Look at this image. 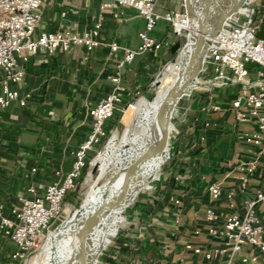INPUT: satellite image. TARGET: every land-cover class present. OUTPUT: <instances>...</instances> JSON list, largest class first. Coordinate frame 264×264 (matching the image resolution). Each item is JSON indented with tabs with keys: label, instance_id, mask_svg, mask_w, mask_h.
<instances>
[{
	"label": "crops",
	"instance_id": "0c3cea01",
	"mask_svg": "<svg viewBox=\"0 0 264 264\" xmlns=\"http://www.w3.org/2000/svg\"><path fill=\"white\" fill-rule=\"evenodd\" d=\"M178 3L161 0L157 11L178 12ZM100 5V0H46L38 33L57 32L62 25L87 32L98 20ZM63 13L67 15L64 17ZM144 28V18L134 10H128L118 20L107 12L100 36L102 45L89 56L84 47L54 55L42 50L25 65L24 82L16 88L21 95L31 94V98L26 106L13 103L0 120V201L8 199L5 201L8 215L19 205L18 197L27 195L32 183L43 194L48 185L60 181L57 172L65 176L71 171L73 152L92 131L91 110L111 92V77L122 58L121 53L110 56L109 43L135 49L140 43L138 34ZM170 36V25L165 22L159 23L153 33L159 41ZM167 54L168 49L146 53L125 70V102L154 80ZM202 89L205 88L181 108L176 118L170 138L174 162L170 154L164 170L147 190L150 193L160 188L159 191L153 197L147 192L137 196L127 216L131 228L104 256L121 257L125 264H202L201 257L185 251V245L189 241L210 245L211 241L205 235L195 239L192 231L205 228L206 208L213 207L223 215L230 212L225 195L239 184L233 175L235 167L256 158L259 152L264 159V150L251 148L239 138L246 127L236 122L232 110L237 89L211 87L205 92ZM210 104L220 106L222 111H203ZM34 168L37 171L32 175ZM171 174L172 181L168 183ZM216 182L223 185L224 197L210 202L207 187ZM262 183L259 171L251 186ZM244 199L239 193L240 213ZM146 248L149 253L144 262L142 254ZM15 250V244L0 233V264H20L12 258Z\"/></svg>",
	"mask_w": 264,
	"mask_h": 264
},
{
	"label": "built area",
	"instance_id": "2783aa9c",
	"mask_svg": "<svg viewBox=\"0 0 264 264\" xmlns=\"http://www.w3.org/2000/svg\"><path fill=\"white\" fill-rule=\"evenodd\" d=\"M100 1V14L91 30L80 33L62 25L57 32L38 33L46 0H0V120L13 103L27 105L31 94L21 95L16 86L23 84L25 65L40 51L54 55L84 47L89 56L102 45L100 36L107 12L118 20L128 10H134L145 20V28L138 34L140 43L137 48H126L116 42L108 45L110 56L121 53L122 58L111 77V92L91 110L94 119L92 131L88 139L73 152L71 171L65 176L57 172L60 181L48 185L43 194H39L32 183L27 195L18 197L19 205L9 215L6 205L0 203V233L16 246L13 260L23 264L39 245L45 232L63 213L66 196L75 190L77 181L86 169L88 153L99 146L106 136L107 121L116 111L122 110L125 104V70L139 56L170 48L169 41H159L153 37L159 23L169 24L178 36L183 32V24L188 27L186 15L157 11V4L161 0ZM66 15L63 13L64 17ZM259 29L254 11L238 12L212 39L205 58V73L210 71L213 75L207 80L212 88L237 89L232 110L236 122L246 127L239 138L251 148L264 150V39L258 37ZM203 111L219 113L222 109L210 104ZM36 171L34 168L32 175ZM259 171L264 180L262 152L235 167L233 175L239 184L225 195L230 212L223 215L213 207L206 208L205 228H195L192 235L195 239L207 236L210 245L194 241L185 245V251L201 257L202 264H264V183L251 186L253 176ZM239 193L245 197L243 213L238 210ZM207 194L210 202L220 201L224 197V187L218 182L211 183L207 187ZM176 203L180 204V201Z\"/></svg>",
	"mask_w": 264,
	"mask_h": 264
},
{
	"label": "bare ground",
	"instance_id": "6f19581e",
	"mask_svg": "<svg viewBox=\"0 0 264 264\" xmlns=\"http://www.w3.org/2000/svg\"><path fill=\"white\" fill-rule=\"evenodd\" d=\"M248 1L239 12H245ZM225 2L226 0H207L198 7L196 10L195 30L200 31L215 20L217 14L224 8ZM182 28V34L187 39V43L182 45V49L175 61L169 63L162 75L155 81L157 83L155 95L152 99L142 98L129 108L125 116L122 133L120 135L115 134L107 145V154L109 155L113 151L114 143L119 137V147L112 160L115 168L114 176L106 182L98 200L96 202L91 200V204L95 202L92 206L84 205V208L80 207L79 212H82V209L87 212L85 217L67 218L62 225L48 236L39 254V259L32 264H80L83 259L89 258L93 254L90 245L83 255H80L82 244L92 240V238L96 240L93 251L102 250L109 238L113 236V231L107 230L108 226L112 225L113 227L117 219L123 215L124 211L132 204L141 191L150 185V183H146L149 178L152 179L151 181L157 178L156 172H150L151 168L155 167L157 170L159 166L164 165L168 161L170 146L159 158L158 164L154 165L155 158L143 165L142 181L139 182L141 185L139 186L136 183L143 154L151 145H160L165 138V129L158 122V112L162 102L174 88H184V93L178 96H181V99L185 98L192 86L194 44L189 37L187 24H183ZM137 186L138 189H136ZM133 192L135 195L132 200H123V198L130 197ZM102 206L104 211L100 212L92 222L82 228V221L94 214ZM39 246L40 241L34 251ZM31 255L27 258L25 264H27ZM98 258L92 259L88 264H98ZM42 260H44V263H42Z\"/></svg>",
	"mask_w": 264,
	"mask_h": 264
},
{
	"label": "rangeland",
	"instance_id": "374dc122",
	"mask_svg": "<svg viewBox=\"0 0 264 264\" xmlns=\"http://www.w3.org/2000/svg\"><path fill=\"white\" fill-rule=\"evenodd\" d=\"M178 2L179 3H178L177 11H178V13L185 16L186 15V9H185L184 0H178ZM246 8L247 9H245V12L254 11V14L259 12L264 16V0H249ZM263 19H264V17H263ZM175 39L177 41L181 42L182 45H185L187 43V39L183 36V34H179V37H177ZM177 56H176V58H177ZM176 58L171 60L169 57V53L167 54V60H166L165 64L162 66V68L159 71V73L157 74V76L154 78V81L150 85L149 91L146 94V93H143L139 90L138 91L139 94L138 93L135 94L134 100L124 109L125 112L123 114L124 117H122L123 122L121 119V126L117 130H115L113 132V134L109 137L107 144L104 147V149L99 153L96 152V150L98 149L97 147L94 148L93 151H91V154H90L91 162L93 160L94 161H93L92 167H91V162H90V168H89L88 175L85 177V179L81 183L76 184L75 190L71 191L68 194L67 199L64 202L63 213L53 223L52 227L45 232L44 236L40 240L39 248L33 252V254L29 258V261L27 262V264H32L33 262H35L39 259V257H40L39 254H40L44 244L46 243L48 236L52 232H54L60 225H62L63 222H65L67 218H70V217H76V218L82 217L83 218V217H85L87 212H85L83 209H82V212H79L80 207L82 206V208H84V205L90 207L98 200V198L101 195L102 188L105 186L106 182H108L114 176V172H115V168L112 164V160H113V157L115 156V154L118 150V147H119V139H118L119 137L117 138L116 142L114 143L113 151L111 152V154L108 155L107 154V145H108L110 139L115 134L120 135L122 133V131L124 129V124H125L124 123L125 116L129 110V108L134 103H136L138 100H140L142 98H147V99L153 98V96L155 95V89L157 87V83H155V81L162 75L166 66L169 63L175 61ZM203 81H205L204 86H203V88H205V89H202V92L210 90L211 85L207 83V79H205V76H204ZM172 146H173V142L170 144V154H171V160H172V164H173L174 155H173V147ZM157 162H159V158H156L154 165H156ZM166 165H167V162L164 165L159 166L157 170L155 169V167H152L150 172L151 173L156 172L157 175H159L164 170ZM170 181H172V174L168 178L167 182L169 183ZM154 183H155L154 180L151 181L150 185H148L144 189L150 190ZM159 189L156 188L153 191H151L150 193H148V191H146V192L148 193V195H150V197H153L159 191ZM91 200H94L95 202L93 204H91ZM130 206L124 211L123 215L117 219V221L113 227H112V225L108 226L107 230L110 232L113 231V236H112V238H109L108 242L106 243V245L102 249H104L108 246L107 249L109 251L110 250L109 244H111V242L114 241L113 238L115 236L121 234L122 231H124L128 227L129 223L127 224V216H128L129 211H130V208H131ZM95 245H96V240L92 238V244H91L90 248L92 249L93 253L96 252V251H93ZM124 248L125 247L123 246V248H122L123 251H124ZM148 253H149V249L146 248L142 254V258H143L144 262H146V260H147ZM101 262H102V264H125L124 259H121V257L113 258L111 256V254H107L105 256L103 254H101L100 257L98 258V264H101ZM42 263H44V260H42Z\"/></svg>",
	"mask_w": 264,
	"mask_h": 264
},
{
	"label": "water",
	"instance_id": "95a60500",
	"mask_svg": "<svg viewBox=\"0 0 264 264\" xmlns=\"http://www.w3.org/2000/svg\"><path fill=\"white\" fill-rule=\"evenodd\" d=\"M206 1L207 0H184L186 16L188 19V33L190 39L193 41L194 44V67L192 71V86L185 98L181 99V96H178L184 93V88H174L162 102L158 112V122L161 126L163 125L165 129V138L160 143V145H151L143 154L141 158L139 177L136 182L139 186L141 185V183L139 182L142 181L141 173L143 165L149 160L160 158L167 151L168 147L170 146V137L176 128V118L181 108L185 105H188L189 102L203 87V79L206 70L205 58L211 45L210 40L218 36L223 27L226 25V23H228V21L232 19L247 2V0H226V2L224 3V8L217 14V18L213 20L210 24L206 25L204 29L197 31L195 30L196 10ZM181 49L182 44L181 42H178L172 47L171 53H179ZM93 161L91 162V167L93 165ZM151 180L152 179L149 178L146 183H151ZM136 189H138V186L136 187ZM146 191L147 189H143L141 191L140 196H144L146 194ZM134 195L135 194L133 192L130 197L123 198V200L130 201L134 198ZM102 211H104L103 206L99 208V210H97L94 214L90 215L88 218L82 221V228L92 222ZM130 228L131 222H129L128 227L121 234L113 238L114 241L109 244V248L111 249L114 243L117 242L122 237V235L126 234ZM91 244L92 240L84 242L80 249V255H83V253ZM107 248L108 246L98 252L93 253L89 258L83 259L80 264H88L92 259L100 257L101 254L104 255L108 251Z\"/></svg>",
	"mask_w": 264,
	"mask_h": 264
},
{
	"label": "trees",
	"instance_id": "16d2710c",
	"mask_svg": "<svg viewBox=\"0 0 264 264\" xmlns=\"http://www.w3.org/2000/svg\"><path fill=\"white\" fill-rule=\"evenodd\" d=\"M263 17H264V16H263L261 13H259V12L256 13V14H254V19H255L256 23H257L258 25H260V29H259V31H258V37L261 38V39H262V37H263V35H264V19H263ZM262 19H263V21H262ZM170 32H171V36H170L169 38L163 39V41L165 40V41H169V42H170L171 46H170V48L168 49V53H169V57H170V59L173 60L174 58H176V56L178 55V53L172 54V53H171V49H172V47H173L176 43L179 42V41H177V40L175 39V38H177V37H179V36L173 33V30H172L171 26H170ZM212 77H213V75H212V73H211L210 71L206 72V74H205V79L208 80V79H211ZM153 81H154L153 79L150 80V81H149L144 87H142V88L140 89V91L143 92V93H146V94H147V92H148L149 89H150V85L152 84ZM133 100H134V98L131 99V101H126L125 104H124L123 107H122V110H118V111H116V112L114 113L113 117L107 121V123H106V125H105L106 136L103 138L101 144H100L99 146H97V148H98V149L96 150L97 153L101 152V151L104 149V147H105L106 144H107V141H108L109 137L113 134V132H114L115 130H117V129L121 126V119H122V117H124V116H123V114H124L123 110H124V109H125V108H126V107H127L132 101H133ZM122 122H123V119H122ZM90 154H91V152L88 153L86 169L84 170L82 177L77 181V184L81 183V182L85 179V177L88 175L89 168H90V162H91ZM67 196H68V195H67ZM67 196H66L65 200L67 199ZM8 198H9V197H8ZM2 200H3V199H2ZM7 200H8V199H7ZM7 200H5V201H7ZM5 201H0V203H4V204H5ZM20 264H23V262H20Z\"/></svg>",
	"mask_w": 264,
	"mask_h": 264
}]
</instances>
